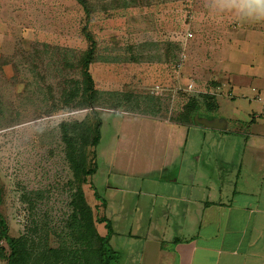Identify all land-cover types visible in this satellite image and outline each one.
Listing matches in <instances>:
<instances>
[{"label": "rangeland", "instance_id": "1", "mask_svg": "<svg viewBox=\"0 0 264 264\" xmlns=\"http://www.w3.org/2000/svg\"><path fill=\"white\" fill-rule=\"evenodd\" d=\"M89 1L88 27L97 40L89 70L97 89L94 105L104 124L99 168L84 190L95 217L107 216L114 230L127 233L134 224L130 220H145L150 212L160 215L166 206L164 195L159 196L173 189L171 172L158 176L129 171L139 168L141 152L150 148L144 114L173 122L197 98L185 126L190 148L209 152L201 165L209 160L208 166H219L230 178L232 159L224 163L214 150L230 152L233 139L216 146L227 123L216 127L224 122L223 111L208 110L216 96L210 91L222 92L218 87L231 76L236 94L232 75L240 77L252 63L264 64V33L231 15L214 18L205 0ZM85 23L77 0H0L1 210L12 235L28 233L37 244L58 246L72 212L75 184L61 123L95 122V113L79 104L83 96L67 102L77 82L82 86L85 80ZM190 80L198 91L179 90L183 100L172 102L171 91L158 96L153 90L156 85L184 88ZM226 99L234 103L244 98L220 99L223 106ZM152 202L157 203L153 208ZM96 226L106 234L103 222L96 221ZM123 235L114 240L124 244ZM0 264L6 261L0 259Z\"/></svg>", "mask_w": 264, "mask_h": 264}, {"label": "crops", "instance_id": "2", "mask_svg": "<svg viewBox=\"0 0 264 264\" xmlns=\"http://www.w3.org/2000/svg\"><path fill=\"white\" fill-rule=\"evenodd\" d=\"M248 24L264 33V23ZM232 76L238 90L231 98L241 95L244 99L234 103L226 99L222 105L220 99L229 98L225 91L234 90L229 76L208 109L223 111L220 126L227 123L216 146L233 139L232 152L214 150L222 162L232 159L230 178L219 166H208L209 160L201 165L209 152L203 155V149L190 148L188 120L172 122L170 117L153 114L142 117L150 148L141 152L139 168L129 171L158 176L171 172L173 189L159 196L164 195L166 206L160 215L150 212L145 220H130L134 224L127 233L115 229L110 242H116L112 246L120 253L117 264H264V64L252 63L240 77ZM179 90L174 97L169 93L172 102L185 99ZM121 234L124 244L114 240Z\"/></svg>", "mask_w": 264, "mask_h": 264}, {"label": "trees", "instance_id": "3", "mask_svg": "<svg viewBox=\"0 0 264 264\" xmlns=\"http://www.w3.org/2000/svg\"><path fill=\"white\" fill-rule=\"evenodd\" d=\"M77 1L86 14V23L82 31L89 46L84 56V84L81 86L77 82L67 102H73L76 97L83 96L79 104L87 106L86 108L95 113L96 117L94 123L86 125L82 122L61 123L66 157L73 171L75 184L70 201L72 212L64 227V237L58 246H50L47 243L37 244L28 233L12 235L9 223L1 210L4 190L0 178V259H4L6 264H117L120 260V253L110 242L115 233L112 219L107 216L95 217L84 190L88 177L99 168L97 149L102 137L103 120L97 114L96 105H94L97 89L89 70L97 50V40L88 27L92 6L89 0ZM197 106V98H191L185 106V115L177 120H188ZM95 193L97 199L106 205V200L99 198L97 191ZM96 221L105 224L106 234L99 231Z\"/></svg>", "mask_w": 264, "mask_h": 264}, {"label": "clouds", "instance_id": "4", "mask_svg": "<svg viewBox=\"0 0 264 264\" xmlns=\"http://www.w3.org/2000/svg\"><path fill=\"white\" fill-rule=\"evenodd\" d=\"M205 6L216 19L231 15L244 22L264 23V0H205Z\"/></svg>", "mask_w": 264, "mask_h": 264}, {"label": "built area", "instance_id": "5", "mask_svg": "<svg viewBox=\"0 0 264 264\" xmlns=\"http://www.w3.org/2000/svg\"><path fill=\"white\" fill-rule=\"evenodd\" d=\"M190 36H192V34L190 33L189 34ZM182 65V64H181ZM181 65L179 64L178 66L179 67H181ZM219 88H221V86H219L218 87V89ZM179 89H184V91H186V92H188V93H193V92H196V91H198V89H196V85H195V83H194V81L193 80H190V81H188L187 82V84L185 85V87L184 88H182V87H174V89H172V88H166V87H163V86H161V85H156L155 87H154V93L156 94V95H158V96H162V95H164L165 94V92L164 91H171L172 92V97H174V93H175V91L176 90H179ZM254 90H256V88H253ZM221 91H223V89L221 88ZM207 92V91H206ZM209 92V91H208ZM216 92H218V91H210V93H213V94H215ZM225 93H226V95L227 96H229V97H233L235 94H234V92H233V90L231 89V88H228L226 91H225ZM257 98L258 99H262V97L259 95V94H257Z\"/></svg>", "mask_w": 264, "mask_h": 264}, {"label": "water", "instance_id": "6", "mask_svg": "<svg viewBox=\"0 0 264 264\" xmlns=\"http://www.w3.org/2000/svg\"><path fill=\"white\" fill-rule=\"evenodd\" d=\"M216 127H220V124H218Z\"/></svg>", "mask_w": 264, "mask_h": 264}]
</instances>
